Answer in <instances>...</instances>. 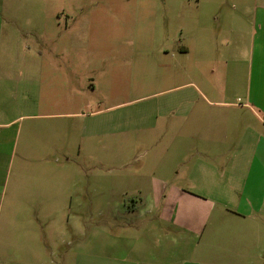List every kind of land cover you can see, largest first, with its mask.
<instances>
[{"label": "rangeland", "instance_id": "obj_1", "mask_svg": "<svg viewBox=\"0 0 264 264\" xmlns=\"http://www.w3.org/2000/svg\"><path fill=\"white\" fill-rule=\"evenodd\" d=\"M263 4L0 0L1 61L31 66L18 78L33 73L36 85L33 100L24 83L17 90L15 157L0 168V264H94L93 253L130 241L151 255L160 235L153 225L167 222L160 207H210L213 216L235 205L230 184L239 180L229 172L254 155L249 176L261 185L264 112L255 107L262 123L247 109L208 101L242 104L253 92L249 50ZM189 97L193 111L222 115L221 127L253 132H232L213 153L223 145L218 136L202 141L185 130L200 126L194 112L185 118ZM233 114L240 123L231 124ZM53 142L59 152L45 150ZM40 147L48 163L38 162ZM197 149L209 153L203 166ZM170 191L184 195L164 198Z\"/></svg>", "mask_w": 264, "mask_h": 264}, {"label": "crops", "instance_id": "obj_2", "mask_svg": "<svg viewBox=\"0 0 264 264\" xmlns=\"http://www.w3.org/2000/svg\"><path fill=\"white\" fill-rule=\"evenodd\" d=\"M262 8L264 9V4ZM254 18L256 26L254 25V31L252 32L254 36L253 46L249 50V81L254 94L249 89L248 94H246V102L242 104L228 101H207L208 103L222 104L223 106L238 107L240 110L244 109V111L247 109L252 112L255 119L262 122V116L255 107L264 112V12L260 16L255 14ZM256 28L260 32H256ZM257 40H259L258 44L256 43ZM11 55V50H9L7 56ZM20 67H26V72L29 70L33 72L32 70H34L28 65H19L9 61L2 62L0 57V168L7 167V170L15 157L18 137L16 120L21 117L17 116L16 113L17 90L20 84L24 83V88L23 86L20 87L22 88L21 91L23 92L24 89L28 98L33 100L36 86L33 73L27 76L20 75V77L24 78L23 80L18 78L17 73ZM188 100H190V97L187 98L186 102ZM193 100L194 98L188 103L190 108L185 107L184 115L186 120H188L194 118L195 113L197 118L200 119V121H197L200 122V126L190 130L186 128L185 130L187 133L191 132L193 135H200L202 141H207L212 136H218L223 145L218 144L220 146L219 149L212 150L213 153L216 151L220 152L221 148L226 146L229 141L228 137L232 132L240 131V133L246 132V134L253 132L251 128L226 129L221 127L220 125L224 122L222 115L215 112L213 114L204 112L202 107L193 111ZM51 115L57 116L60 114L53 113L41 116ZM233 115L230 116V120H233L231 124L240 123L242 115ZM215 119L217 127L210 126V120L214 121ZM250 126L248 123L246 127ZM236 146V144L234 146L231 145L229 148L234 149ZM44 147L36 149L37 152L42 150V152L37 154V159L40 163L49 162V158L44 152ZM51 147L53 152L60 151L56 142L49 144L45 150ZM195 151L200 157L197 164L205 165L207 163L205 158L209 156V153L201 152L200 149ZM223 155H225V152ZM27 157L29 155L22 152V160H26ZM254 159L255 155L253 156V161ZM253 161H236L232 167L241 168L242 166V168L234 169L235 172H229L233 182L239 180L236 187L230 184L234 194L239 198L235 205H225L218 208L213 216H210L212 214L211 211H213L210 207L204 211H194L179 204L166 213L164 207H160L158 217L167 222L153 225V230L160 232V235L157 236L158 240L155 241L153 254L149 255L146 247L137 246V244H140L139 242L130 241L128 246L114 245L105 254L93 253L91 262L94 264H264V178L261 179L260 185L256 180V176H249V168H251ZM229 162L230 159H225L221 164H228ZM243 168L248 169L243 170ZM2 183L6 184V180L5 182L3 180ZM158 193L161 194V192ZM180 195L184 194L176 191L172 195L170 191L167 192V197L165 196L164 198L171 196L174 200H179L182 198ZM154 197L156 198V196ZM158 197L161 198L160 195ZM243 198H248L249 201L242 202ZM191 199L192 196L189 201ZM192 215L193 218L196 217V221L190 222ZM173 227L178 228L173 229ZM118 247H121L123 251L119 252L117 250Z\"/></svg>", "mask_w": 264, "mask_h": 264}]
</instances>
